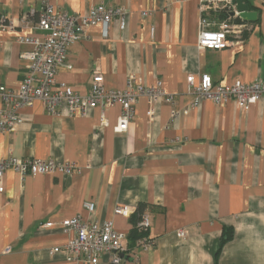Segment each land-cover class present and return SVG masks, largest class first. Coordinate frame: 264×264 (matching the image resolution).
Instances as JSON below:
<instances>
[{
  "label": "crops",
  "instance_id": "obj_1",
  "mask_svg": "<svg viewBox=\"0 0 264 264\" xmlns=\"http://www.w3.org/2000/svg\"><path fill=\"white\" fill-rule=\"evenodd\" d=\"M200 1L0 0V17L16 25L0 29V84L19 90L29 64L23 55L32 49L20 38L45 34L37 24L46 3L78 15L106 4L128 11L125 26L116 19L108 31L102 23L90 26L85 38L68 47L55 88L67 85L86 95L98 70L106 88L122 90L135 74L149 85L162 79L175 101L158 102L150 118L149 100L140 97L124 132L114 129L119 105L105 112L107 125L100 123L99 108L71 111L63 104L50 113L41 101L22 107L14 129L0 134V160L52 159L75 168L25 177L5 172L0 264H65L63 248L75 232L62 222L76 216L111 220L126 234L121 264H216L225 228L234 234L218 264H264V103L248 111L232 100L194 106L196 90L187 82L191 74L196 81L209 74L220 85L262 76L264 0H250L258 20L222 50L197 45ZM172 108L180 112L173 119ZM87 202L95 203L93 214ZM119 204L132 213L115 214ZM143 214L150 220L146 231L138 226ZM148 238L155 244L144 249L138 242ZM96 264L113 263L103 255Z\"/></svg>",
  "mask_w": 264,
  "mask_h": 264
},
{
  "label": "built area",
  "instance_id": "obj_2",
  "mask_svg": "<svg viewBox=\"0 0 264 264\" xmlns=\"http://www.w3.org/2000/svg\"><path fill=\"white\" fill-rule=\"evenodd\" d=\"M198 47L200 49L222 50L237 40L243 39L250 23L239 17L240 12L233 0H201ZM127 10L124 7L108 6L106 4L93 5L85 15L70 14L46 3L38 17V27L45 34L42 37H22L21 42L32 45V49L23 56L28 60V71L18 91L0 84V134L11 132L20 120L19 110L24 106H32L41 101L48 112L56 113L58 108L66 104L71 111L99 108L101 110V125H107L105 112L113 106L121 108L115 126L116 132H124L134 119L135 106L140 97L148 98L150 108L148 116L154 117L155 106L161 100L173 106V96L166 93L163 80L158 78L155 84L144 83L137 75L132 74L122 90L108 89L104 84V77L96 70L93 74V83L88 94L82 95L72 87L62 85L55 88L56 73L59 66L64 65L68 57V47L85 38L90 26L102 23L108 31L113 20H118L125 26ZM144 15L147 12L143 13ZM224 14L223 19L219 15ZM240 18L241 22H235ZM13 22L0 17V29L13 30ZM187 82L196 90L194 106H199L203 100L209 99L216 104L229 100L248 111L253 104L264 103V73L253 82L236 80L227 85L214 84L209 74H202L199 81L194 75L187 76ZM180 112L171 109V118H176ZM75 168L72 163H57L50 159L19 158L8 156L0 160V192H3V178L9 169L19 173L21 177L37 174H53L57 171L71 173ZM87 210L93 214L96 205L86 203ZM115 214L129 216L132 207L119 204L114 209ZM141 230L150 227L147 214H143L138 223ZM65 230H73L75 236L64 246L67 254L65 264H79L80 261H89L96 264L103 255L111 256L113 264H121L127 254L124 241L126 234L114 228L113 221L99 222L93 220L85 222L81 216L66 219L62 222ZM181 237L187 236V231H180ZM144 249L154 246V240L141 239L138 242ZM59 248L54 249L58 251ZM123 255V256H122Z\"/></svg>",
  "mask_w": 264,
  "mask_h": 264
},
{
  "label": "water",
  "instance_id": "obj_3",
  "mask_svg": "<svg viewBox=\"0 0 264 264\" xmlns=\"http://www.w3.org/2000/svg\"><path fill=\"white\" fill-rule=\"evenodd\" d=\"M240 12L239 17L248 22H256L258 20V12L252 11L244 0H233ZM123 256V255H122Z\"/></svg>",
  "mask_w": 264,
  "mask_h": 264
},
{
  "label": "trees",
  "instance_id": "obj_4",
  "mask_svg": "<svg viewBox=\"0 0 264 264\" xmlns=\"http://www.w3.org/2000/svg\"><path fill=\"white\" fill-rule=\"evenodd\" d=\"M244 1L248 4V6L250 8H252L250 0H244ZM224 17H225L224 14L219 15V18H221V19H223ZM234 21L235 22H241L242 20L240 18H235ZM140 219H141V217H140ZM233 234H234V230L232 228H225L224 229L223 235H222V238H221V242H220V247H219V250H218V253H217V256H216V264H218L219 253H220L223 245L233 237ZM138 235H139L138 232H133L132 236H134L135 239H136V238H138Z\"/></svg>",
  "mask_w": 264,
  "mask_h": 264
}]
</instances>
